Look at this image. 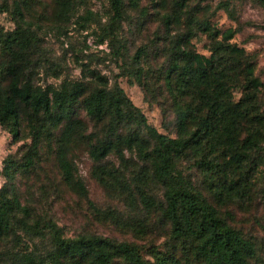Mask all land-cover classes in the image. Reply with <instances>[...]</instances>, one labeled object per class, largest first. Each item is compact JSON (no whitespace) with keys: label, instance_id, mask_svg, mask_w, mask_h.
I'll return each mask as SVG.
<instances>
[{"label":"rangeland","instance_id":"374dc122","mask_svg":"<svg viewBox=\"0 0 264 264\" xmlns=\"http://www.w3.org/2000/svg\"><path fill=\"white\" fill-rule=\"evenodd\" d=\"M19 2V28L29 44L21 80L34 89L52 96L81 85L87 95L97 87L84 78L82 69H88L106 79L109 87L117 83L157 133L175 138L174 98L165 75L181 47L212 58L217 70H225L234 102L243 97L250 74L258 89L252 91L241 138L255 127L264 136V6L257 0H122L119 21L112 19L109 0H73L68 13L60 12L55 0ZM17 21L13 0H0V99L10 82L4 73L10 56L2 41L18 29ZM172 78L174 83L176 75ZM197 98L191 91L177 100L194 106ZM81 100L57 129L44 133L34 166L16 176L19 200L30 212L27 221L30 225L37 222L42 232L34 235L14 226L0 241V264H19L17 254L21 253L46 259L53 247L52 234L43 229L48 223L60 227L65 239L95 236L132 245L145 264L154 263L155 253L179 254L161 210H149L140 201L141 188L163 205V188L152 181L150 164L134 152H125L123 162L113 153L96 162L86 144L78 140L72 143L68 159L86 195L77 194L64 183L55 150L65 125L79 122L94 143L107 137L108 119L100 123L91 120ZM18 111L20 141L0 125V188L5 184L3 161L11 156L20 162L23 146L31 142L26 139L28 110L19 106ZM129 130L148 139L145 131L134 125ZM202 158L188 151L177 161L176 169L227 226L254 244L256 253L249 264H264V142L260 150L250 153L246 170L252 173L247 178L242 171H232V165L223 166V172L212 177ZM219 160L224 163L222 155ZM244 179L245 187L238 184L241 192H227L231 181ZM112 264L126 263L115 259Z\"/></svg>","mask_w":264,"mask_h":264},{"label":"trees","instance_id":"16d2710c","mask_svg":"<svg viewBox=\"0 0 264 264\" xmlns=\"http://www.w3.org/2000/svg\"><path fill=\"white\" fill-rule=\"evenodd\" d=\"M109 1L112 19L119 21L123 2ZM257 1L264 6V0ZM55 2L62 13H68L73 5V0ZM13 7L18 18V29L7 34L2 41L10 56L4 69L10 82L0 99V125L8 130L14 140L20 141L18 110L19 106H23L28 110L26 139L31 142L23 146L25 150L20 162L8 156L2 163L5 184L0 188V241L7 238L16 225L27 233L41 235L39 224L34 222L30 225L27 221L30 212L19 200L15 188L16 176L34 166L44 133L57 129L62 119L68 117V111L82 99L83 109L91 120L100 123L108 119L107 137L94 143L92 135H86L76 121L68 123L61 131L55 157L62 179L72 191L86 195V189L75 177V168L68 159L72 143L79 140L86 144L89 156L96 162L111 153L123 162L125 152H134L139 160L150 164L152 181L163 188V205L157 204L141 188L138 190L140 201L149 210H161L163 218L170 225V237L179 249L176 255L155 253L153 264H249V260L255 257L254 244L227 226L217 210L200 194L192 191L176 165L190 151L203 156L201 163L212 177L222 173L223 166L228 165H232V171L245 173V178L252 173L250 169L246 170V163L251 152L260 150L264 136L255 127L241 138L242 124L250 111L252 91L258 89L250 74H247L243 97L234 102L225 70H217L212 58L195 55L180 47L174 53L165 75L166 86L174 98L177 121L176 137L170 138L147 125L143 114L133 106L117 83L109 87L106 79L88 69H82V74L97 87L87 95L81 85H76L49 96L22 81L29 44L27 39H23L24 32L19 28L22 21L19 0H13ZM174 75L176 80L173 83ZM191 91L198 96V103L194 106L177 100ZM132 125L144 130L148 139L139 131H130ZM219 155L223 156L224 163L220 162ZM245 183L246 179L231 181L226 185L227 192L239 193L242 188L238 184L245 187ZM43 229L52 234L53 241L47 258L21 253L17 254L19 264H112L115 259H121L126 264H145L132 245L95 236L65 239L61 228L53 223H48Z\"/></svg>","mask_w":264,"mask_h":264}]
</instances>
